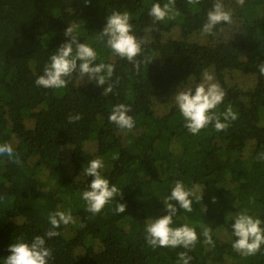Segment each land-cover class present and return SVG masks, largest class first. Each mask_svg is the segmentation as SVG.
Here are the masks:
<instances>
[{"label":"trees","instance_id":"trees-1","mask_svg":"<svg viewBox=\"0 0 264 264\" xmlns=\"http://www.w3.org/2000/svg\"><path fill=\"white\" fill-rule=\"evenodd\" d=\"M166 2L0 0V143H11L21 160L0 156V264L18 238L44 236L48 214L57 210H71L75 223L45 237L49 264H178L186 249L153 250L145 241L146 221L167 215L163 200L177 180L203 190L202 202L190 198L191 213L178 209L174 217L173 227L187 224L197 232L190 264H264V245L249 257L233 250L231 228L243 210L264 221V76L257 68L264 63V0H222L234 23L209 36L201 31L213 0L195 6L176 0L180 15L153 23L151 6ZM114 11H127L133 34L145 41L139 59L152 63L139 71L98 39ZM73 25L79 42L97 51V63L115 65L119 83L108 96L76 75L65 89L35 85ZM205 71L226 93L216 111L231 106L237 119L225 131L209 125L193 135L171 101L178 88L194 89ZM119 103L132 108L131 132L108 120ZM77 113L82 119L69 124ZM96 158L122 198L92 215L82 192L93 178L83 169ZM116 202L127 205L124 213H114ZM201 225L212 228L214 247L204 243Z\"/></svg>","mask_w":264,"mask_h":264},{"label":"clouds","instance_id":"clouds-1","mask_svg":"<svg viewBox=\"0 0 264 264\" xmlns=\"http://www.w3.org/2000/svg\"><path fill=\"white\" fill-rule=\"evenodd\" d=\"M200 2L201 0H187V3L193 6ZM236 2L238 5H243L245 0H236ZM175 4L176 0H167L163 5L154 3L148 15L152 18L153 23L175 20L180 15ZM233 23L232 12L225 8L222 0H213L212 7L206 13V21L202 26L201 35H215L218 26ZM219 30L223 31V28ZM133 33L134 26L131 23L130 14L127 11H114L108 15L106 25L99 33L98 39L114 56L126 59L136 71H139L141 64L149 65L152 62L151 58L147 56L142 60L139 59L145 41L137 39ZM65 36L70 38L69 42L61 44L50 55L48 63L43 68V74L35 80V85L44 89H65L73 76L76 75L81 83L87 78L96 87L102 88V96L113 93L114 87L119 83L118 77L113 82L115 65L104 62L97 63V51L88 43L79 42L74 25L66 28ZM257 68L259 74L264 76V63L258 64ZM225 95L223 88L218 83L213 82V77L205 71L202 81L194 89L178 88L171 102H174L181 114L187 131L197 135L209 125H214L218 132L225 131L229 127V121L237 119V114L233 112L231 106L222 114L216 111ZM131 111L130 105L116 104L112 107L108 120L117 129L131 132L136 124L133 116L129 115ZM221 115L224 122H221ZM81 119V114L77 113L69 115L68 122L72 124ZM0 156L7 157L8 161L13 164L19 165L21 163L19 154L14 150L11 143H0ZM261 159H264V156ZM103 168V160L96 158L91 160L88 166L83 169L87 177L93 178L88 188L82 192L86 211L92 215L100 214L116 197L122 198V190L115 184H111L109 179L102 174ZM202 193L203 190L201 192L199 187L188 189L182 180L175 181L170 195L163 200L167 215L146 221L145 241L148 246L153 250L182 247L187 251L178 253V264H190L192 257L188 255V252L193 250L198 242L197 232L195 228L187 224L173 227L174 217L177 216L178 209L191 213L193 208L190 198L195 196L198 202H202ZM213 203H215V197H213ZM126 208V204L116 202L114 213L117 215L124 213ZM206 211V207H203V212ZM47 219L51 228L45 232L44 236L37 235L30 242L18 238L8 248L10 255L3 261V264H49V261L53 259V253L52 249L46 246L45 237L51 239L59 236L60 233L55 229L60 228L61 225L74 224L75 220L71 210L50 212ZM232 219L234 221L231 224L232 235L235 237L232 243L233 250L244 257L260 253L262 245H264V221L250 215L247 210L241 211ZM201 228L204 243L214 247L212 228L205 225H201Z\"/></svg>","mask_w":264,"mask_h":264},{"label":"rangeland","instance_id":"rangeland-1","mask_svg":"<svg viewBox=\"0 0 264 264\" xmlns=\"http://www.w3.org/2000/svg\"><path fill=\"white\" fill-rule=\"evenodd\" d=\"M27 186H29L27 183H26Z\"/></svg>","mask_w":264,"mask_h":264}]
</instances>
